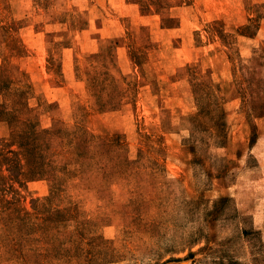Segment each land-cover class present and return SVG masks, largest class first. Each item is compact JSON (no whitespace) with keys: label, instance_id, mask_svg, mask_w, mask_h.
I'll list each match as a JSON object with an SVG mask.
<instances>
[{"label":"rangeland","instance_id":"rangeland-1","mask_svg":"<svg viewBox=\"0 0 264 264\" xmlns=\"http://www.w3.org/2000/svg\"><path fill=\"white\" fill-rule=\"evenodd\" d=\"M0 264H264V0H0Z\"/></svg>","mask_w":264,"mask_h":264}]
</instances>
